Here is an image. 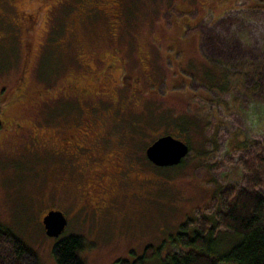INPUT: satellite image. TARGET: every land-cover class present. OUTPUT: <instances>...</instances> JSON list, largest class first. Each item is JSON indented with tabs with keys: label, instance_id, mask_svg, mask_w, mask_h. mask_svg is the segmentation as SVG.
I'll return each mask as SVG.
<instances>
[{
	"label": "rangeland",
	"instance_id": "1",
	"mask_svg": "<svg viewBox=\"0 0 264 264\" xmlns=\"http://www.w3.org/2000/svg\"><path fill=\"white\" fill-rule=\"evenodd\" d=\"M15 1L16 6L0 5V92L22 81L27 88L16 89L11 100L3 98L0 103V113L4 112L0 119V224L34 250L39 264H57L54 245L68 235L84 239L86 264L133 260L131 250L141 255L148 244L159 246L181 222L203 210L220 189L242 180L241 167L234 162L235 146L230 142L235 143L240 129L249 139L260 134L264 117L245 111L246 120L241 124L234 113L235 98L209 92L214 88L205 71L208 67L220 69L222 64L220 59L207 60L202 54V50L212 54L207 51L214 46L212 41L203 44L201 35L205 32L221 45L223 41L217 37L223 38L224 32L219 24L227 13V22L236 21L227 45L237 42L236 52L240 44L243 50L258 48L264 36V0H122L120 5L111 0H72L73 4L63 1V5L58 4L62 0ZM86 2L93 7L102 5L94 21L81 6ZM74 3L80 4L70 12L74 19L66 18ZM113 9L121 14L112 19L120 24L115 40L110 38L109 19L103 15ZM20 12L30 17L23 19L22 26L17 20ZM200 17V29L186 26ZM23 29L31 30L26 43ZM93 49L106 61L120 53L125 63L114 66L113 74L106 72L105 63L99 65L96 72L104 69L100 81L82 66L73 70L82 58L81 51L86 54ZM225 68L232 69L228 64ZM21 74L24 80L18 79ZM81 75L91 89L98 82L119 88L116 94L120 91L125 99L119 133L125 135L128 153L132 150L141 157L135 162L136 184L130 187L139 197L138 206L123 200L121 206L126 203V208L122 212L116 208L110 212L111 226L101 219L93 229L89 221L81 223L83 215H75L69 174L59 173L55 184L54 165L58 163L47 152L34 150L31 141L32 132L37 131L55 142L58 114L48 91L56 97L62 80H76ZM218 75L210 76L221 82ZM22 89L23 99L18 100ZM43 95L49 104L37 105ZM244 105L250 107V102ZM184 121L190 126H181L186 125ZM166 131L186 140L190 152L180 164L160 167L148 160L145 150ZM53 207L63 208L71 219L59 237L49 236L43 223L46 212L57 209ZM175 250L167 247L164 254ZM145 264L161 263L157 257Z\"/></svg>",
	"mask_w": 264,
	"mask_h": 264
},
{
	"label": "trees",
	"instance_id": "2",
	"mask_svg": "<svg viewBox=\"0 0 264 264\" xmlns=\"http://www.w3.org/2000/svg\"><path fill=\"white\" fill-rule=\"evenodd\" d=\"M9 1L8 6L17 5L15 0ZM67 2L73 4L71 0ZM89 5L86 2L81 6L88 9L90 12L88 18L94 21L101 13L102 5L94 7ZM79 6L80 4L74 3L64 16L69 15ZM103 15L109 19V33L114 29L119 35L120 24L114 25L112 20L115 17L106 11ZM223 15L219 29L224 32V37H217L223 41L221 45L210 38L211 36H205V32L203 36L201 35L203 44L212 41L214 46L210 49L206 48L209 49L207 53L212 52V54L207 55L201 49L202 54L207 60L220 59L222 64L220 69L208 67L205 73L214 88L209 92H215L224 98L229 96L235 98L234 113L243 124L247 115L245 111L254 112L259 119L264 117V36L260 41L263 43L258 48L248 46L247 50H243L240 44L236 52L237 42L227 45L228 35L233 32L231 29L234 28L233 23L236 21L227 22L229 15L227 13ZM202 20L203 17H200L197 22L186 26L192 28L196 25L200 29ZM255 29H252V32ZM205 46L208 47L206 44ZM225 64L232 69H226ZM211 73L219 74L218 79L221 78V82L211 78ZM108 74L112 73L108 71ZM48 92L52 96L53 93ZM52 99L54 100L53 96ZM2 100L0 94V103ZM244 102L246 104L250 102V107L244 105ZM224 104L228 105L225 102ZM181 119L184 120L183 116ZM185 123L186 125L181 123V126H190ZM166 133L180 137L174 132L166 131ZM238 133L235 134V143L230 142V145L235 146L234 162L241 167L242 180L238 184L220 189L211 197L203 210L181 222L177 230L159 246L148 244L141 255L131 250L135 254L133 255L135 259L119 258L116 264H145L148 259L157 257L161 264H264V130L253 139H249L241 129ZM227 143L229 144L228 141ZM226 234L229 235L228 238ZM222 236L225 238L221 241ZM167 247H175L176 250L167 251L165 255L164 251ZM84 248L85 242L81 236L68 235L57 240L54 245L57 264H86L82 254ZM0 264H39L34 250L3 224H0Z\"/></svg>",
	"mask_w": 264,
	"mask_h": 264
},
{
	"label": "flooded vegetation",
	"instance_id": "3",
	"mask_svg": "<svg viewBox=\"0 0 264 264\" xmlns=\"http://www.w3.org/2000/svg\"><path fill=\"white\" fill-rule=\"evenodd\" d=\"M63 1L68 0H62L58 4L63 5ZM111 1L116 5L122 3V0ZM4 2L9 4L10 1L0 0V5ZM71 14L65 17L73 18ZM110 14L115 18L121 17L115 9ZM27 18H30L28 13L20 12L17 17L18 24L22 26L23 19ZM66 24L68 22L64 23ZM117 24L118 20L114 25ZM23 33V42L25 40L26 43L31 30L24 31L23 29ZM110 33L112 40L118 39L119 35L116 31ZM114 54V57L106 61L97 49L86 52V54L81 51L82 58H79V63L73 66V70L82 66L83 71L89 72L100 81L104 69L96 72L99 65L105 63L106 72L110 71L113 74L114 66L125 63L121 61L120 53ZM123 66L125 67V64ZM22 78L24 80L21 74L18 79ZM23 86L25 90L27 88L25 81L2 90L0 94L2 98L6 97V101L11 100L15 90ZM90 87L91 85L84 81L82 75L76 80L68 79L67 82L62 80L58 87L59 94L54 97L58 114L55 142L51 143L48 138L42 137L37 131L32 132L31 141L34 150L47 152L54 156L55 162L58 163L54 165L55 184L60 179L59 173L60 175L69 174L67 180L73 185L74 197H71V202L76 203L77 214L75 215H83L81 223L85 225L89 221L88 225L93 229L102 221L105 222V226H111L110 212L114 208L119 209L117 212H122L126 208V203L121 206L123 200H128L134 206H138L139 197L138 195L135 197V189L130 187L136 184V178L133 177L136 169L135 162H138L141 157L133 155L132 150L130 154L128 153L126 147L128 142L125 135L119 133L120 124L125 118V106L122 104L125 99L120 91L116 94L119 88L102 82H98V86L96 85L93 89ZM24 90L22 89L20 96L16 99H23L21 93ZM39 98L37 105L42 106L43 102L49 103V100H45V95ZM3 113H0V119ZM29 135L31 136V132ZM129 161L132 164H129ZM53 208L60 209V207ZM60 210L63 211V208ZM65 211L63 212L67 217L66 229L71 219Z\"/></svg>",
	"mask_w": 264,
	"mask_h": 264
},
{
	"label": "water",
	"instance_id": "4",
	"mask_svg": "<svg viewBox=\"0 0 264 264\" xmlns=\"http://www.w3.org/2000/svg\"><path fill=\"white\" fill-rule=\"evenodd\" d=\"M190 152V145L173 134H165L154 140L146 148L148 159L158 166H173L179 164ZM46 233L59 237L67 224V217L59 209L49 210L43 218Z\"/></svg>",
	"mask_w": 264,
	"mask_h": 264
}]
</instances>
